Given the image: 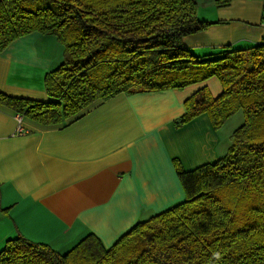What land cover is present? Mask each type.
I'll list each match as a JSON object with an SVG mask.
<instances>
[{
	"label": "trees",
	"instance_id": "16d2710c",
	"mask_svg": "<svg viewBox=\"0 0 264 264\" xmlns=\"http://www.w3.org/2000/svg\"><path fill=\"white\" fill-rule=\"evenodd\" d=\"M234 0H215L218 8ZM197 0H0V53L33 32L55 35L65 60L45 78L49 101L0 93V103L42 124H59L121 92L184 89L216 76L185 101L186 123L208 113L215 129L242 110L227 154L185 170V201L138 222L110 248L89 234L66 253L11 238L0 264H264V41L200 58L183 39L213 22Z\"/></svg>",
	"mask_w": 264,
	"mask_h": 264
},
{
	"label": "crops",
	"instance_id": "0c3cea01",
	"mask_svg": "<svg viewBox=\"0 0 264 264\" xmlns=\"http://www.w3.org/2000/svg\"><path fill=\"white\" fill-rule=\"evenodd\" d=\"M210 9L201 19L211 26L183 39L195 56L264 41V0L220 8L211 0ZM64 60L55 35L16 39L0 53V93L49 101L46 75ZM204 85L214 96L223 90L214 76L184 89L121 92L51 125L0 103V252L18 236L66 252L94 234L110 248L138 222L185 201L175 160L185 170L218 161L245 122L240 110L219 129L208 113L179 125L186 99Z\"/></svg>",
	"mask_w": 264,
	"mask_h": 264
},
{
	"label": "rangeland",
	"instance_id": "374dc122",
	"mask_svg": "<svg viewBox=\"0 0 264 264\" xmlns=\"http://www.w3.org/2000/svg\"><path fill=\"white\" fill-rule=\"evenodd\" d=\"M197 1H198L199 6H200L199 17L200 18H206V19L211 18V9H210L211 0H197ZM66 252H61V253H66Z\"/></svg>",
	"mask_w": 264,
	"mask_h": 264
},
{
	"label": "built area",
	"instance_id": "2783aa9c",
	"mask_svg": "<svg viewBox=\"0 0 264 264\" xmlns=\"http://www.w3.org/2000/svg\"><path fill=\"white\" fill-rule=\"evenodd\" d=\"M19 132H23V130H22V128H21V126H19Z\"/></svg>",
	"mask_w": 264,
	"mask_h": 264
}]
</instances>
